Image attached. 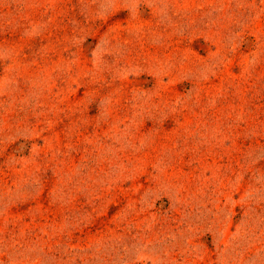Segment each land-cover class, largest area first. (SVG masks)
Segmentation results:
<instances>
[{
    "label": "rangeland",
    "instance_id": "obj_1",
    "mask_svg": "<svg viewBox=\"0 0 264 264\" xmlns=\"http://www.w3.org/2000/svg\"><path fill=\"white\" fill-rule=\"evenodd\" d=\"M0 264H264V0H0Z\"/></svg>",
    "mask_w": 264,
    "mask_h": 264
}]
</instances>
